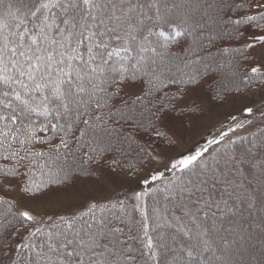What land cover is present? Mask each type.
I'll use <instances>...</instances> for the list:
<instances>
[{"label":"snow or ice","instance_id":"6c2138e0","mask_svg":"<svg viewBox=\"0 0 264 264\" xmlns=\"http://www.w3.org/2000/svg\"><path fill=\"white\" fill-rule=\"evenodd\" d=\"M0 264H264V0H0Z\"/></svg>","mask_w":264,"mask_h":264},{"label":"rangeland","instance_id":"374dc122","mask_svg":"<svg viewBox=\"0 0 264 264\" xmlns=\"http://www.w3.org/2000/svg\"><path fill=\"white\" fill-rule=\"evenodd\" d=\"M223 116H224V112H223V110H221L218 113L214 114V116H213L212 119H213V121H215L217 119H223ZM204 131H205L204 129H199L197 131H194V132H192L190 134V137L189 138L190 139H198L201 134H204ZM135 183H136L135 181H132L133 186L135 185ZM80 187H81V190H84L83 189V186H80ZM41 210H43V209H41Z\"/></svg>","mask_w":264,"mask_h":264}]
</instances>
